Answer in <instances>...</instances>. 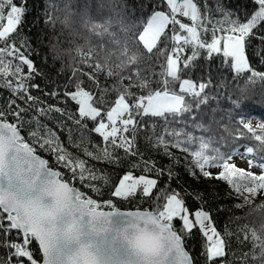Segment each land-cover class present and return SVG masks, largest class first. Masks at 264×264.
I'll use <instances>...</instances> for the list:
<instances>
[{
    "label": "snow or ice",
    "instance_id": "snow-or-ice-1",
    "mask_svg": "<svg viewBox=\"0 0 264 264\" xmlns=\"http://www.w3.org/2000/svg\"><path fill=\"white\" fill-rule=\"evenodd\" d=\"M6 3L5 14V0H0V41H6L17 32L26 12L24 5L16 4L15 0H6ZM164 4L167 11L158 10L160 6L157 5L138 36L144 51L132 49L129 46L131 42L123 47L124 55L130 62L121 69L119 75H107V78L117 81L112 88L107 85L100 88L99 80L92 71L83 72L74 64L67 83L62 87L57 84L52 91H45L40 85L30 82L35 76L43 75L35 68L34 62L13 44L7 45L12 48L7 55H17L20 64L26 66L28 71L26 76H20L15 86L10 81L3 85L11 93L7 106L10 110L15 106L13 115L19 123H0V234L5 238L4 243H0V248L5 249L0 264H38L35 249L31 247L33 240L38 242L42 264H69L70 259L72 264H77L75 255L85 243L94 249L102 264H194L189 252L182 246L184 236L174 228V219L181 222V230L186 236H190L193 229H199L206 241L200 253L205 264H236L227 259L231 251L229 240L214 226L210 212L203 207L190 211L178 192L171 191V194L162 198L166 202L160 211L121 212L111 199L104 202L111 211L98 210L101 205L95 199L87 198L82 191L59 179L60 172L48 168L47 161L34 155L35 149L24 143L20 135V128L25 123L21 114L37 109L30 118L39 127V134L36 130L31 132L33 143L55 155L58 163L69 169L74 179L91 187L93 192L101 190L100 185L90 183L98 180L94 174L95 168L88 169L84 159L74 162L59 140V132L68 135L73 132V127L57 120V131L39 120V117L47 118L54 112L66 121H71L81 131L87 129L86 120L93 122L94 126L88 131L98 134L103 143L113 148L112 152L104 149L103 160L93 152L86 153L87 157L98 162L119 165L121 157L116 154V150L120 149L126 155L143 160L144 153L139 151L137 140L140 133L145 132L146 141L155 146L158 155L174 160L173 167L184 166L190 175L195 176L196 171H199L204 177L213 178L206 166L209 169L219 166L222 171L214 178L234 184L237 193L242 194L243 188V192L249 194L243 196L245 204L250 202L251 195L264 190V175H254L251 171L236 168L229 162L231 153L223 156L206 154L203 149L207 145L202 144L201 150L192 151L191 161L181 165L180 158L174 157L168 150L169 147L181 145L166 139L164 135H155L153 139V133L140 119L148 116L163 118L167 126L171 122L169 117L181 120L183 115L193 112L194 107L199 109L214 100L219 108L235 112L237 123L259 142L256 149L246 146L245 155L254 151L264 153V122L253 128L251 115H243L245 112L250 113L251 109V105L246 103L249 86L257 82L264 84V70H261L264 67V0H245L241 8L229 7L225 0H214L213 5L203 0V7L198 0H164ZM178 17L190 23L182 22ZM188 49H191L190 54H186ZM5 51L6 48L0 47V56ZM201 52L205 53L206 60H211L214 55L220 56L221 63L228 66L231 83L235 85L231 93L227 91L229 82L223 77L213 82L210 78L194 81L183 76L186 70H194ZM160 56L165 58L164 68L160 73L153 71L152 76L163 75L164 79L159 81L162 87L146 95H135L134 87L144 90L150 89L152 85V81L142 74L141 63H150ZM84 65L89 69L96 67L90 60ZM5 72L0 71V74ZM21 72L22 68L18 65L13 74ZM100 72H104L103 67ZM80 76H88L98 86L95 93L85 89L83 83L79 82ZM125 80L128 81L126 85L123 84ZM172 82L178 84L180 94L172 89ZM210 88L216 89L222 96L215 92L209 93L207 90ZM117 89V98L108 100L107 97ZM32 90L44 92V96L56 103L33 96ZM188 98L193 103H189ZM18 101H22L24 106ZM68 102L77 105L78 118L67 108ZM260 102L264 104V99ZM5 117V111L0 110V119ZM257 129L260 134H256ZM183 150L189 151L187 148ZM261 160H264V156ZM255 166L264 169V163L249 160V167ZM135 169H140L139 161L119 179L111 193L113 197L129 199L137 196L140 189L143 197H150L153 189H158V179L147 178L143 174L136 176L133 174ZM141 170L148 173L154 171L159 178L167 176L164 187L169 190L171 181L179 175H174L167 166H158L155 160L151 164L144 160ZM187 194L203 201V196L198 193ZM155 195L159 197V190ZM48 198H51L50 203L47 202ZM113 216L119 217L123 225L136 218L150 221L159 227L161 239L142 241L140 247L143 253L135 252L124 241V229L112 228ZM13 233L16 239H10ZM238 240L242 244L251 243L250 250L240 254L242 264H264V228L260 234L255 231L248 233L245 229V238L240 239L238 235Z\"/></svg>",
    "mask_w": 264,
    "mask_h": 264
},
{
    "label": "trees",
    "instance_id": "trees-1",
    "mask_svg": "<svg viewBox=\"0 0 264 264\" xmlns=\"http://www.w3.org/2000/svg\"><path fill=\"white\" fill-rule=\"evenodd\" d=\"M198 2L203 7V0H198ZM225 2L232 8H241L245 4V0H225ZM15 3L23 4L26 9L22 24L17 32L6 41H0V47L6 48L4 54L0 56V67H2L0 71H7L0 74V110L6 113V117L2 120L10 123H19V120L13 115L15 106L12 110L7 106L11 93L3 85L10 81L15 86V82L21 75L26 76L28 70L26 66L20 64L17 55L14 54L11 57L7 55L8 51H12V48L7 47V45L13 44L16 49L24 52L34 62L35 68L43 75L35 76L30 82L40 85L41 89L45 91H52L57 84L62 87L67 83L69 77L72 76L74 64L83 72L92 71L99 80L100 88L105 85L112 88L117 81L107 78V75L113 73L119 75L121 69L130 62L124 55L123 47L131 42L129 46L132 49L143 52L144 49L142 44L138 42V36L147 23V19L157 5L160 6L158 10L167 11L164 0H26V3L25 0H15ZM208 4L213 5L214 0H208ZM4 10L6 14V0ZM178 18L182 22L190 23L183 17ZM171 28L172 26L169 25V29ZM169 51H171V45H169ZM190 52L191 49H188L186 54H190ZM204 57L205 53L201 52L200 58L195 62L194 70H186L183 76L190 77L194 81L210 78L213 82L219 81L223 77L229 82L227 91L231 93L235 85L231 83L232 78L228 74V66L221 63L220 56L214 55L211 60H206ZM89 60L96 65L95 68L89 69L84 65ZM164 63L165 58L163 56L153 59L150 63H141V72L152 81V85L150 89L144 90L134 87L135 95H146L149 91L162 87L159 81L164 79L163 75L153 77L152 72H162ZM18 65L22 68V72L13 74ZM101 67H103L104 72H100ZM144 69L147 71L145 72ZM261 70H264V67ZM79 82L83 83L86 90L96 92L98 86L88 76H80ZM127 83V80L123 81L124 85ZM172 89L180 94L177 83L172 82ZM207 91L222 96V93L217 92L216 89L210 88ZM117 92L119 89L111 93L107 99L114 101L117 98ZM31 94L42 97L49 103H56V101L44 96L42 91L32 90ZM262 99H264V84L257 82L250 85L246 103L251 105V109L250 113L245 112L243 115H251L250 122L253 128L258 123L264 122V104L260 102ZM188 102L193 103L191 98H188ZM18 103L24 106L22 101H18ZM67 108L78 118L75 103L68 102ZM36 111L37 109L33 108L21 114L25 121L23 127L20 128L23 142L33 147L36 154L45 158L50 168L58 170L63 181L82 191L87 198L95 199L101 205L99 209H111L104 203L111 199L115 207L120 209L160 211L163 203L166 202L162 198L171 194V191H176L186 201V206L190 211L203 207L204 210L210 212L214 226L229 240L231 251L227 259L236 262V264H242L240 254L249 251L251 243L242 244L238 240V235L240 239H244L245 229L248 233L255 231L260 234L261 229L264 228V207H261L264 206V190H258L254 195H251L249 197L250 202L245 204L243 196L249 194L243 192V188L241 189L242 194L237 193L234 184L214 178L216 174L222 171L219 166H213L210 169L206 166V170L211 171L213 178H206L199 171H196L195 176L190 175L184 166L173 167L174 160L170 161L166 156L158 155L155 146L146 141L145 132H141L137 140L139 151L144 153L143 160L140 157L126 155L120 149L116 150V154L121 157L119 165L113 166L106 162H98L87 157L86 153L93 152L94 155L100 156L103 160L104 149L112 152L113 148L110 144L103 143L98 134L88 131L94 126L93 122L86 120L87 129L81 131L71 121H66L64 117L54 112L47 118L39 117V120L57 131V120L65 121L66 126L73 127V132L68 135L65 132H59V140L63 143L67 153L72 156L74 162L77 159H84L88 169L95 168L94 174L98 180L90 181V183L100 185L101 190L100 192H93L91 187H87L78 179H74L69 169L65 168L62 163H58L55 155L47 149H41L39 144L33 143L31 132L36 130L39 134V127L30 118L35 115ZM236 116L235 112L227 108H219L217 101L212 100L199 109L194 107L193 112L183 115L181 120H172L169 117L171 122L167 126H165L163 118L148 116L140 119L153 133V139L155 135H164L166 139L181 145L168 149L174 157L180 158L181 165L190 162L192 159L191 152L201 150L203 144L207 145L203 149L206 154L223 156L231 153L230 163L236 168L251 171L238 164L236 158L245 156L246 146L256 149L259 142L254 139L252 133L237 123ZM173 133L178 135H173ZM256 134H260L259 129L256 130ZM184 148L189 151H184ZM246 156L251 157L254 162L264 163V160H261L264 153L254 151V153ZM144 160H147L149 164L155 160L158 166L171 168L174 175L179 173L178 178L171 181L170 190L164 187L167 183V176L159 178L156 177L154 171L148 173L141 170L144 167ZM137 161L140 162V169L133 170V174H143L158 179V189H153V194L150 197H143L141 189L138 190L137 196L129 199L113 197L111 193L115 190V185H118L119 179L124 173L132 170V165ZM101 170H104L103 173ZM76 171L79 173L80 170L77 169ZM251 172L254 175H264V169H261L260 172ZM85 175H88L87 171ZM158 190L159 197L155 195ZM193 192L202 195L203 201L187 194ZM173 224L178 234L184 236V246L193 258L194 264H205L200 253L202 245H206V241L199 229H193L191 235L186 236L181 230V222L178 219H174ZM4 239L3 235L0 234V243H4ZM10 239H16L15 233ZM31 247L35 249L39 263L41 255L36 241L33 240ZM4 255L5 249L0 248V258Z\"/></svg>",
    "mask_w": 264,
    "mask_h": 264
},
{
    "label": "clouds",
    "instance_id": "clouds-1",
    "mask_svg": "<svg viewBox=\"0 0 264 264\" xmlns=\"http://www.w3.org/2000/svg\"><path fill=\"white\" fill-rule=\"evenodd\" d=\"M124 229V241L126 245L135 252L143 253L140 244L145 240L161 239L159 227L146 222L144 219H133L131 222L122 226ZM75 260L77 264H102V261L95 253L94 249L85 243L76 253ZM72 264V259L69 260Z\"/></svg>",
    "mask_w": 264,
    "mask_h": 264
},
{
    "label": "water",
    "instance_id": "water-1",
    "mask_svg": "<svg viewBox=\"0 0 264 264\" xmlns=\"http://www.w3.org/2000/svg\"><path fill=\"white\" fill-rule=\"evenodd\" d=\"M4 121H2V120H0V123H3ZM20 135H21V133H20ZM21 137H22V135H21ZM34 155H37V156H39L38 154H36L35 152L33 153ZM41 159H44V160H46L45 158H43V157H41V156H39ZM47 167L48 168H50L48 165H47ZM51 170H53V171H58V170H56V169H52V168H50ZM59 172V171H58ZM59 179H61L60 177H59ZM64 182H66V181H64ZM68 183V182H67ZM71 186V185H70ZM74 187V186H73ZM88 198H90V197H88ZM50 199L51 198H48L47 199V202H49L50 203ZM92 199V198H91ZM119 211H121V212H127V211H135V210H141V209H120V208H117ZM98 210H102V211H111L112 209H98ZM141 211H143V210H141ZM150 211V210H149ZM85 220H87V218H85ZM111 225H112V228L113 229H119V228H121L122 226H123V223H122V221L120 220V218L119 217H117V216H113L112 217V219H111ZM58 226H59V224H58ZM37 243V245H38V242H36ZM184 248H185V246H184V243H183V245H182ZM38 248H39V245H38ZM185 250H186V248H185ZM40 251V250H39ZM187 251V250H186ZM40 255H41V259H40V262L38 263V264H42V254L40 253ZM190 257H191V255H190Z\"/></svg>",
    "mask_w": 264,
    "mask_h": 264
},
{
    "label": "rangeland",
    "instance_id": "rangeland-1",
    "mask_svg": "<svg viewBox=\"0 0 264 264\" xmlns=\"http://www.w3.org/2000/svg\"><path fill=\"white\" fill-rule=\"evenodd\" d=\"M146 26V25H145ZM143 31V30H142ZM142 33V32H141ZM237 162L238 164H240L241 166H244L246 167L247 169L253 171V172H260L261 171V168L259 166H255V167H249V160H252V159H248L247 157L245 156H238L237 158ZM253 161V160H252ZM254 162V161H253ZM125 174V173H124ZM123 174V175H124ZM122 175V176H123ZM135 175V174H134ZM136 176H139V175H136ZM147 178H153L151 176H146ZM142 190V189H141ZM180 198H182V196L180 195ZM183 199V198H182ZM191 218V217H190Z\"/></svg>",
    "mask_w": 264,
    "mask_h": 264
},
{
    "label": "bare ground",
    "instance_id": "bare-ground-1",
    "mask_svg": "<svg viewBox=\"0 0 264 264\" xmlns=\"http://www.w3.org/2000/svg\"><path fill=\"white\" fill-rule=\"evenodd\" d=\"M0 120H2V119H0ZM245 157H247L248 159H252L251 157H249V156H246V155H245ZM252 160H253V159H252Z\"/></svg>",
    "mask_w": 264,
    "mask_h": 264
}]
</instances>
